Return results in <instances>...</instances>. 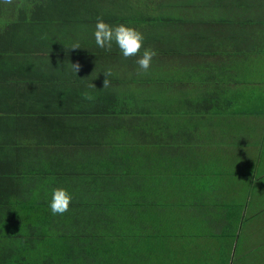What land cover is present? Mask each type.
Listing matches in <instances>:
<instances>
[{
	"label": "trees",
	"instance_id": "16d2710c",
	"mask_svg": "<svg viewBox=\"0 0 264 264\" xmlns=\"http://www.w3.org/2000/svg\"><path fill=\"white\" fill-rule=\"evenodd\" d=\"M97 17L143 33L147 73L115 42L97 47ZM248 53L264 54V0H0V264L154 259L132 249L153 227L137 220L177 200L156 188L182 148L156 144L186 138L178 116L199 124L221 101L220 57ZM56 187L72 195L63 215L49 207Z\"/></svg>",
	"mask_w": 264,
	"mask_h": 264
},
{
	"label": "crops",
	"instance_id": "0c3cea01",
	"mask_svg": "<svg viewBox=\"0 0 264 264\" xmlns=\"http://www.w3.org/2000/svg\"><path fill=\"white\" fill-rule=\"evenodd\" d=\"M219 61L225 72L222 85L225 90L218 91L221 101L217 99L214 108L203 115L208 118L209 125H225L226 138L241 147L239 160H244L241 168L249 164L252 155L255 156L251 160L254 169L243 172L231 168L229 161L233 157L219 148L215 154L210 153V162L222 164L216 168L219 177L231 178L221 183L223 188L213 186L212 177L217 174L210 170L212 164L202 173L207 178L199 180L195 186L188 185L185 179L173 180L169 186H158L159 191L177 194V200L167 205L158 202L157 206H151L147 216L137 220V223L153 226L144 230L149 237L147 248L141 252L138 243L132 247L137 250L140 263L144 257L154 258L145 260L147 264H264V113H257L264 111V91L261 92L264 54H235L220 57ZM244 101H247V108L254 110L253 116L245 112H227ZM185 115L193 121L192 116ZM256 116H260V120L253 118ZM199 123L198 127L204 125L201 120ZM208 133L209 130L203 137L205 142ZM194 140L193 134L191 147H194ZM186 141L178 145L182 147L179 152L172 151L169 155L177 169V161L191 166L201 157L200 152L193 149L189 160L175 159L174 155L188 154ZM215 148L209 146L210 151ZM247 156L248 164L245 165ZM68 247L75 246L69 244Z\"/></svg>",
	"mask_w": 264,
	"mask_h": 264
},
{
	"label": "rangeland",
	"instance_id": "374dc122",
	"mask_svg": "<svg viewBox=\"0 0 264 264\" xmlns=\"http://www.w3.org/2000/svg\"><path fill=\"white\" fill-rule=\"evenodd\" d=\"M194 89H197L196 91L193 92V96L196 99H199L201 97L202 94V88H198L195 85L191 86ZM264 91V87L261 90V92ZM247 101H244L243 103L237 105L235 108H231V109H227V112L229 114H233V113H240V112H245L246 114H249L250 116H253V112L254 110H252L251 108H247L245 106V103ZM257 113H264V111H259ZM224 114V113H223ZM225 115V114H224ZM206 115L201 114L200 115V120L204 123V125H199V127L195 126L198 124L194 123V120L191 121V119L186 116V115H182L178 121L179 125H185V127L187 129H189V133L188 136L184 139H180L178 141H175V139H168L162 142L158 143V148H160L162 145H166L168 148H174L177 147L178 145H181L182 143H184V140L187 139L186 141V148H187V152L188 154H185L184 156H175V159L177 160H189L191 158V151L194 149L195 152L199 151L200 152V159L199 161L195 162L193 165L191 166H187V165H182L180 166L178 169L177 168H168L165 170H160L159 174L160 176H164L165 174H167L168 176V180L173 179V180H178V179H185L186 183L188 185L191 186H195V179L192 178L194 175H200L204 172V170L208 167V165L212 164L213 162H210V153L211 154H215L216 153V149H224V151H226L227 154L231 155L233 158L232 160L229 161L230 163V167L235 169V170H241L243 172H248L250 169H254L253 166V162H251V160H253L255 158L254 155L251 156V160L249 161L248 164V156L246 157V161H245V165L244 168H241L242 163L244 162L243 159L239 160L240 157V149L241 147L238 145H234L232 142L229 141L228 138H226V132H225V125H209V121L208 118L205 117ZM256 120H260V116H256L253 117ZM223 119H221L222 121ZM208 122V125H207ZM200 124V123H199ZM198 129H200V132H198ZM234 129V128H233ZM208 140L205 142L203 140V137L206 135V133L208 132ZM232 131V128L229 130ZM190 132H194V147H191L190 145V137H193ZM231 134V132H230ZM235 135V134H234ZM232 136V135H231ZM235 138H237V136L235 135ZM205 142V144H204ZM209 146H214L216 147L214 150H209ZM202 151H203V155H202ZM181 163V162H179ZM256 165L259 164V159L256 160ZM264 163V160H263ZM168 164V166L173 165V163H166ZM88 166V165H87ZM222 167L221 163H216V164H212V169L210 168V170H214V172L217 174L216 176L213 175L212 180L214 182L215 187L218 188H223L221 187V183L223 181H229L231 178H223V177H219L218 176V171L216 168ZM172 174H178V175H172ZM213 174V171H212ZM211 177V176H210ZM159 185L158 186H164L167 182V180L164 179H159Z\"/></svg>",
	"mask_w": 264,
	"mask_h": 264
},
{
	"label": "clouds",
	"instance_id": "9594fccd",
	"mask_svg": "<svg viewBox=\"0 0 264 264\" xmlns=\"http://www.w3.org/2000/svg\"><path fill=\"white\" fill-rule=\"evenodd\" d=\"M95 44L99 48L110 51L112 45L119 47L120 53L124 58L136 57L135 64L139 73H147L151 67L153 57L156 55L155 50L151 48H144V35L137 29L127 26L125 24L110 25L101 17H97L94 31ZM79 48L76 44L73 50ZM143 52L141 54V49ZM80 68L79 63H72V69L78 73ZM105 79L102 81V87H109L110 81L107 79L111 75V71L107 70L104 73ZM89 88H95L94 83L88 85ZM85 98L92 100L93 97L85 94ZM72 195L64 187H56L52 190L51 200L49 203L50 210L53 215H63L68 211Z\"/></svg>",
	"mask_w": 264,
	"mask_h": 264
}]
</instances>
